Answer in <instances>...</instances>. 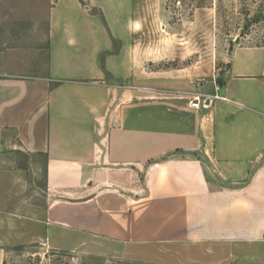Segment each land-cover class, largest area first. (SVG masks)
Returning <instances> with one entry per match:
<instances>
[{
    "label": "crops",
    "instance_id": "0c3cea01",
    "mask_svg": "<svg viewBox=\"0 0 264 264\" xmlns=\"http://www.w3.org/2000/svg\"><path fill=\"white\" fill-rule=\"evenodd\" d=\"M89 9L56 0L42 67H0V264L28 222L57 249L264 264V41L234 47L220 83L143 92L118 84L137 78L133 18L108 30ZM41 170L43 209L25 198Z\"/></svg>",
    "mask_w": 264,
    "mask_h": 264
},
{
    "label": "rangeland",
    "instance_id": "374dc122",
    "mask_svg": "<svg viewBox=\"0 0 264 264\" xmlns=\"http://www.w3.org/2000/svg\"><path fill=\"white\" fill-rule=\"evenodd\" d=\"M55 1L0 0V67H42L49 13ZM78 1L81 8L83 4L90 7L80 19L90 18L108 30H125L133 18L137 34L131 42L136 59L131 67L137 78L118 84L143 92L219 81L234 47L264 41V0ZM31 179L27 183L26 204L29 206L39 197L43 209L44 197L37 189L43 185V171L38 179ZM32 209L27 207V217L33 215ZM8 212L12 219L18 211L11 207ZM38 227L28 222L25 241L17 243L11 241L18 237L13 236L16 227L10 225V243L8 237L7 241L2 240L6 244L3 264H180L176 262L184 257V253H179L182 255L169 259L172 263H163L162 259L167 258L163 253L147 250L133 258L119 249H105L100 243L92 251L57 249L32 236ZM209 262L208 254H202L197 264Z\"/></svg>",
    "mask_w": 264,
    "mask_h": 264
},
{
    "label": "built area",
    "instance_id": "2783aa9c",
    "mask_svg": "<svg viewBox=\"0 0 264 264\" xmlns=\"http://www.w3.org/2000/svg\"><path fill=\"white\" fill-rule=\"evenodd\" d=\"M191 97V101L189 102L190 107L192 108H200L207 107L208 103L212 100V98H217V96H211L208 94L198 93V92H190L186 93ZM208 102V103H207ZM262 240L264 242V234L262 236Z\"/></svg>",
    "mask_w": 264,
    "mask_h": 264
},
{
    "label": "water",
    "instance_id": "95a60500",
    "mask_svg": "<svg viewBox=\"0 0 264 264\" xmlns=\"http://www.w3.org/2000/svg\"><path fill=\"white\" fill-rule=\"evenodd\" d=\"M176 153H186V152H183V151H176Z\"/></svg>",
    "mask_w": 264,
    "mask_h": 264
},
{
    "label": "trees",
    "instance_id": "16d2710c",
    "mask_svg": "<svg viewBox=\"0 0 264 264\" xmlns=\"http://www.w3.org/2000/svg\"><path fill=\"white\" fill-rule=\"evenodd\" d=\"M217 82H219V83H220V80H219V81H217Z\"/></svg>",
    "mask_w": 264,
    "mask_h": 264
}]
</instances>
